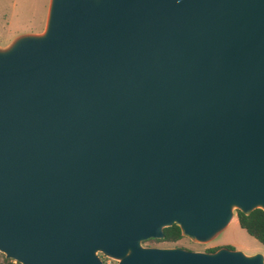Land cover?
I'll return each mask as SVG.
<instances>
[{
    "label": "water",
    "instance_id": "95a60500",
    "mask_svg": "<svg viewBox=\"0 0 264 264\" xmlns=\"http://www.w3.org/2000/svg\"><path fill=\"white\" fill-rule=\"evenodd\" d=\"M264 212V0H48L0 46V253L264 264L204 243Z\"/></svg>",
    "mask_w": 264,
    "mask_h": 264
},
{
    "label": "rangeland",
    "instance_id": "374dc122",
    "mask_svg": "<svg viewBox=\"0 0 264 264\" xmlns=\"http://www.w3.org/2000/svg\"><path fill=\"white\" fill-rule=\"evenodd\" d=\"M48 0H0V46H6L9 41L22 33H38L42 31ZM142 246L149 247H180L192 251H207L212 248L227 247L239 249L245 254L260 253L264 262V245L240 228L236 221L235 210L229 224L218 232L211 240L204 243L190 241L182 237L175 242L141 241ZM103 264H115L116 261L99 254ZM0 253V264L4 263ZM11 264H15V261Z\"/></svg>",
    "mask_w": 264,
    "mask_h": 264
},
{
    "label": "trees",
    "instance_id": "16d2710c",
    "mask_svg": "<svg viewBox=\"0 0 264 264\" xmlns=\"http://www.w3.org/2000/svg\"><path fill=\"white\" fill-rule=\"evenodd\" d=\"M236 221L240 228H242L247 234L253 237L257 242L264 245V212L260 209H253L248 214H243L238 210H235ZM163 237L160 239L148 238L145 241H164L175 242L182 238L179 232V228L172 224L163 228ZM144 241V240H143ZM232 248V247H231ZM216 248L209 249L207 251H213ZM5 264H11V261L4 259ZM15 264H18L15 262Z\"/></svg>",
    "mask_w": 264,
    "mask_h": 264
}]
</instances>
